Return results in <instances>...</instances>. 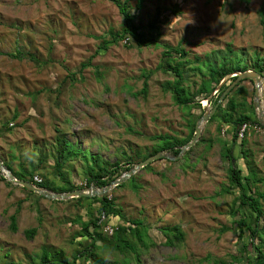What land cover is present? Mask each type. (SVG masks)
I'll return each instance as SVG.
<instances>
[{"label": "rangeland", "instance_id": "1", "mask_svg": "<svg viewBox=\"0 0 264 264\" xmlns=\"http://www.w3.org/2000/svg\"><path fill=\"white\" fill-rule=\"evenodd\" d=\"M136 1H128L127 10L134 16L141 45L125 38L101 49L109 33L122 27L118 8L109 0H0V161L16 171L20 165L30 170L41 153L45 161L33 177L38 183H52L50 190L61 191L65 186L52 172L50 153L57 138L64 139L81 152L64 165L66 179L78 190L91 186L101 190L86 186L84 170L92 164L91 155L114 163L123 152L146 154L155 145L151 136L184 139L190 132L188 120L200 114L198 109L176 105L165 91L174 79L158 68L164 54L171 57L170 66L182 61L181 69L187 72L184 85L191 92L204 77L194 70L198 66L205 72L206 66L223 61L236 59L242 66L252 65L256 56L264 57V0H142L139 9ZM156 15L157 29L150 31ZM17 51L33 54L36 62L11 57ZM145 75L148 88L143 95ZM245 85L253 99L254 84ZM216 95L211 102L201 99V115L212 110ZM259 98L263 105V89ZM255 114L258 120L256 109ZM248 126L237 142L245 139L244 150L264 177V131L256 124ZM217 128L216 121L203 125L200 137L209 140L210 148L197 164L183 166V156L157 160L150 170L133 175L139 189L126 185L103 194L125 219L140 218L151 224L157 246L141 256L142 264H236L234 233L231 227L223 232L231 222L236 195L224 193L229 185L228 163L220 158L225 136ZM138 162L135 157L132 167ZM22 188L7 178L0 180V264H39L45 248L72 261L80 249L76 244L84 248L90 243L75 221L79 215L85 223L92 214L97 219L103 196L85 197L76 204L70 199L39 200L37 193ZM13 215L16 232L10 229ZM116 221L123 224L119 218ZM112 225L87 226L91 234L103 227L110 235ZM165 225H179L185 234L183 243L161 244L157 228ZM32 228L36 233L28 239L24 232ZM263 228L261 219L258 229ZM78 231L82 238L77 237ZM262 234L263 239H254L258 246H264ZM101 255L109 262L116 259L111 251Z\"/></svg>", "mask_w": 264, "mask_h": 264}, {"label": "trees", "instance_id": "2", "mask_svg": "<svg viewBox=\"0 0 264 264\" xmlns=\"http://www.w3.org/2000/svg\"><path fill=\"white\" fill-rule=\"evenodd\" d=\"M109 1L115 3L117 6L122 19V27L120 32L109 33V39L103 41L100 46L101 49H105L107 47L106 45L110 43L117 44L125 38L134 41L137 46H140L141 38L136 35L133 25L134 16L130 15L127 10V3L130 0H125L126 2L123 3L119 0ZM141 6L142 0H137L136 7L139 9ZM158 14L159 10L157 11V15ZM262 14L263 12H260L261 16ZM157 15L153 22L149 24L150 31L157 29V27H155L156 22H158ZM174 51L182 57L185 56V53L180 49H174ZM168 55L169 54H164L165 59L162 60V63L158 67L160 70L173 75L174 81L167 84L165 91L170 93L176 105L185 110H192L195 108L200 111L198 116L193 117V115H191L190 117H193L192 120H188L190 123L189 136L179 140L166 134L153 135L149 138V140L154 142L155 145L150 152L142 154L140 151H137L134 152L133 155H128L123 152L121 153L122 156L120 159L114 163L102 161L98 155H91L90 160L92 161V164L90 166L87 165L84 170V173L86 174V186L93 185L98 189L104 188L110 182L126 173L134 164L135 157H137L141 162L158 152H171L173 156H177L180 148L192 140L195 121L201 117L202 113L200 103L201 99L210 98L211 94L217 90L219 84L225 77L237 72L253 70L258 74H261L264 78V57L262 58L260 56H256L252 65L242 66H240V61L236 59L233 60V62L232 60L229 62L223 61L220 65L206 66L205 72H202L201 67H196L194 70L203 73L204 77L201 79L196 90L191 92L184 85L187 72L184 69H181V66L183 65L182 61L178 62L174 67L170 66L171 57ZM11 57L16 59L27 58L33 62H36L37 60L33 54H23L19 51H17L15 55L12 54ZM100 77L101 75L98 74V80L101 79ZM147 78L148 76L145 75L141 89V93L143 95L147 94ZM233 79L234 78H229V81L223 83L219 87L214 100V105L227 87L228 83ZM247 83L251 85L253 84L251 80H243L229 92L222 104L217 107L214 115L208 120V123L216 121L218 123L217 129L222 130L224 133L225 140L220 142L222 146L220 150V158L224 162L228 163L227 171L229 180L228 188L224 190V193L230 194L233 192L236 195L232 201L229 212L231 222L229 226L225 227L223 230V232H225L229 227H231L229 230L234 233L236 238L237 245L233 252V259L236 264H264V246H258L254 243L255 238L263 239L262 233L264 228L259 230L258 226L260 220H264V209L261 206V201L264 202V189L262 191L259 190L260 185L264 186V177L260 176L254 167L251 155H247L246 150H244V146L246 144L245 139L237 142L238 128L243 124H256V126L264 131V127L258 124L255 109L252 104V97H249L247 86L245 85ZM247 110L250 112L249 116L245 114ZM15 118L16 115L12 120ZM3 127H5L7 131H10L6 125ZM209 148V140L200 137L195 145L189 148L183 155V158H181L183 166L190 167L197 164ZM80 153L81 152L70 142L57 138L54 150L50 153V157L54 160L52 172L59 178V180L61 179L63 181L65 186L58 192L50 190V185H52V183H49L48 181H41L38 183L34 180V174L41 169V166L45 161L46 156L41 153L40 155L38 154L39 158H37V162H31L30 170H27L23 165H20L18 171H16L11 167V165H9V163H5L3 160L1 161L3 166L9 170L17 180H24L34 186L44 188L45 190L53 193L62 194L79 189L66 179L62 170L66 163L73 161ZM143 169L147 171L150 170V165H147ZM136 179L137 177L131 176L127 181L116 187L123 188L126 185H129L132 189L137 190L139 189V185ZM0 180L4 181V178L1 177ZM22 189L27 191L29 194H36L26 190L25 188ZM41 198L43 199L42 196L38 195L37 199L40 200ZM83 198L85 197L70 200L76 204H80V201ZM39 200L35 201V205H38ZM100 203L101 207L99 209V216L97 219H93L94 217L92 214L90 220L85 223L81 219V215H79V218L75 221V223L81 224L83 227L81 233L83 232L84 235L88 236L85 238L90 240L89 245L83 248L82 244H76L80 247V249L77 250V252L75 251L72 261L68 260L67 257L57 250L52 251L45 248L40 255L39 264H142L141 256L144 253H147L151 248L157 246L155 238L150 234V230L152 229L151 224H148L140 218L125 219L119 209L114 207L113 202L108 199L106 195L101 197ZM34 208H37L36 210H38V206H34ZM86 211H89V208ZM87 214L88 212H86L85 215ZM101 216L105 217L106 220L102 221L100 219ZM118 218L123 220V224H116V220ZM111 221H114L115 224L112 225ZM98 222L99 224L102 222L104 224L103 227L112 225L111 234L107 235V233L103 231V227H101L99 231L91 234L87 225L92 226L94 229H99L101 225L99 226ZM10 229L12 232L17 231L15 215L10 217ZM157 229L159 230L160 237L162 238L160 243L165 246L177 247V245L183 243L184 241L185 234L179 225H165L160 226ZM35 233L36 229L34 228L25 230L24 232L28 239H31ZM76 235L77 237H81L79 231ZM97 243H100V245H97ZM105 251L113 252L116 259L111 262L107 261L101 255L102 252Z\"/></svg>", "mask_w": 264, "mask_h": 264}, {"label": "water", "instance_id": "3", "mask_svg": "<svg viewBox=\"0 0 264 264\" xmlns=\"http://www.w3.org/2000/svg\"><path fill=\"white\" fill-rule=\"evenodd\" d=\"M229 78H234L225 88V90L222 92V94L219 96L216 104L213 106L211 111L205 112L201 115V117L197 120L196 124H195V128H194V135L193 138L190 142H188L187 144L183 145L179 151V153L177 154L176 157H172L171 155H169L166 152H158L152 156H149L148 158H146L145 160L136 163L133 167H131L126 173H124L122 176H120L119 178L115 179L114 181L110 182L107 186H105L104 188H102L101 190H96L94 189L92 186L89 187L86 190H74L68 193H52V192H47L44 188H40V187H35L32 184H30L27 181L24 180H17L9 170H7L6 168H4L2 162L0 161V170L1 172L4 174L3 169L7 170L8 176L6 174H4V178H7L10 182L21 186L23 188H25L28 191L37 193L38 195L42 196L45 199L48 200H68V199H73V198H81V197H92V196H103L104 193L108 192L109 190H111L113 187H116L122 183H124L125 181H127L131 176H133L137 171H139L140 169H143L144 167H146L147 165H150L152 162L157 161V160H161V159H165V160H178L180 159L185 152L191 148L192 146L195 145V143L199 140V137L201 135V130L202 127L205 123L208 122V120L214 115L217 107L222 104V102L224 101L225 97L229 94V92L237 85L239 84L241 81L243 80H251L254 84V91H253V99H252V103H253V107L256 109L259 106V93H258V83L260 81H262V83L264 82V78L261 74H258L257 72L253 71V70H247V71H243V72H237L234 73L232 75H229L227 77H225L221 83L219 84L217 90H219V87L225 83L226 81L229 80ZM264 86V84H262ZM262 86V87H263ZM263 89V88H262ZM216 90V91H217ZM211 98V97H210ZM210 98L208 99V101L210 100ZM258 123L260 124V126L264 127V119H262L259 115H258Z\"/></svg>", "mask_w": 264, "mask_h": 264}, {"label": "bare ground", "instance_id": "4", "mask_svg": "<svg viewBox=\"0 0 264 264\" xmlns=\"http://www.w3.org/2000/svg\"><path fill=\"white\" fill-rule=\"evenodd\" d=\"M263 83H262V81H260L259 83H258V93H259V95L260 94H262V85ZM259 102V106L256 108V111H257V114L262 118V119H264V104L262 105L261 103H260V100L258 101ZM3 172H4V174H6L7 176H8V173H7V170L6 169H3Z\"/></svg>", "mask_w": 264, "mask_h": 264}, {"label": "built area", "instance_id": "5", "mask_svg": "<svg viewBox=\"0 0 264 264\" xmlns=\"http://www.w3.org/2000/svg\"><path fill=\"white\" fill-rule=\"evenodd\" d=\"M248 127H249L248 123H246V124H243L241 127L238 128V133L237 134H238L239 138L243 137L244 133L248 130ZM34 180L38 181V182L40 181L37 178H34Z\"/></svg>", "mask_w": 264, "mask_h": 264}, {"label": "clouds", "instance_id": "6", "mask_svg": "<svg viewBox=\"0 0 264 264\" xmlns=\"http://www.w3.org/2000/svg\"><path fill=\"white\" fill-rule=\"evenodd\" d=\"M192 23H194V20H192ZM228 81H229V80H228ZM226 82H227V81H226ZM263 90H264V86H263ZM217 91H218V90H217ZM217 91H214L212 95L214 96V95L217 93ZM212 95H211V96H212ZM211 98H212V97H211ZM211 98H210V100H211ZM208 99H209V98H208ZM208 99H206V101H207V102H210V100L208 101ZM252 104H253V103H252ZM254 109H255V108H254ZM258 124H259V123H258ZM259 125H260V124H259ZM193 135H194V134H193ZM192 138H193V137H192ZM238 139H240V138L238 137ZM180 149H181V148H180ZM33 186H34V185H33ZM35 187H37V186H35Z\"/></svg>", "mask_w": 264, "mask_h": 264}]
</instances>
